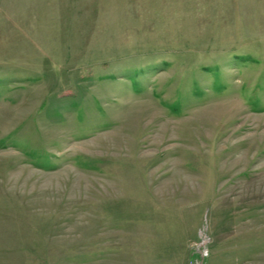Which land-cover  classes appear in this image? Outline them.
<instances>
[{
	"label": "rangeland",
	"instance_id": "374dc122",
	"mask_svg": "<svg viewBox=\"0 0 264 264\" xmlns=\"http://www.w3.org/2000/svg\"><path fill=\"white\" fill-rule=\"evenodd\" d=\"M0 264H264V0H0Z\"/></svg>",
	"mask_w": 264,
	"mask_h": 264
}]
</instances>
